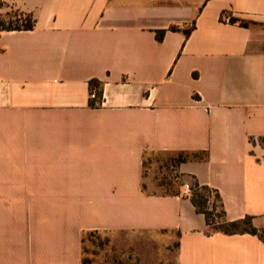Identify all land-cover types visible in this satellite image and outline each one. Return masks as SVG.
I'll use <instances>...</instances> for the list:
<instances>
[{"label": "crops", "instance_id": "obj_1", "mask_svg": "<svg viewBox=\"0 0 264 264\" xmlns=\"http://www.w3.org/2000/svg\"><path fill=\"white\" fill-rule=\"evenodd\" d=\"M196 183L264 232V0H0V264H85L91 233L128 238L113 263L264 264Z\"/></svg>", "mask_w": 264, "mask_h": 264}, {"label": "trees", "instance_id": "obj_2", "mask_svg": "<svg viewBox=\"0 0 264 264\" xmlns=\"http://www.w3.org/2000/svg\"><path fill=\"white\" fill-rule=\"evenodd\" d=\"M234 23L238 21L232 19ZM242 26H248L247 23L240 22ZM6 29L8 30H31L33 29V22L28 19L26 25L21 28L20 26H13L12 24L8 26ZM172 31H180L181 29L178 27H172ZM187 35H189L190 31H184ZM165 36V31H160L157 33V39L162 41ZM91 91H96L97 100H91V105L96 106L97 102L102 100L103 96V83L98 80L90 81ZM214 193L208 187H201L198 183L194 185L191 193V202L197 208L200 213L205 214L207 218V222L210 226L215 227L218 231H221L226 234H235L240 232H249L254 235H259L264 239V232H261L251 226V219L247 218L240 222L226 223L220 224V220L224 216V211L222 209V205L220 203V198L218 194H215V199L212 203H210L211 194Z\"/></svg>", "mask_w": 264, "mask_h": 264}, {"label": "rangeland", "instance_id": "obj_3", "mask_svg": "<svg viewBox=\"0 0 264 264\" xmlns=\"http://www.w3.org/2000/svg\"><path fill=\"white\" fill-rule=\"evenodd\" d=\"M165 156H157L148 159V162H165ZM146 164L145 176L146 184L151 181L153 172L151 169V163ZM30 200L31 198H11L13 208L18 211L20 206V200ZM128 240L125 235L105 234V233H91L85 237V264H119L109 261H104L107 257L111 258L113 255H119V250L122 242ZM151 253L143 254L148 261L140 259L137 264H177L176 262V250L172 247L171 252L158 253L150 251ZM162 256L164 259L162 262L156 261V259ZM126 264V263H123ZM133 264H136L135 262Z\"/></svg>", "mask_w": 264, "mask_h": 264}, {"label": "built area", "instance_id": "obj_4", "mask_svg": "<svg viewBox=\"0 0 264 264\" xmlns=\"http://www.w3.org/2000/svg\"><path fill=\"white\" fill-rule=\"evenodd\" d=\"M90 98H91V100H97V93H96V91H91V94H90ZM212 199H213V196L212 197H210V203H212Z\"/></svg>", "mask_w": 264, "mask_h": 264}]
</instances>
